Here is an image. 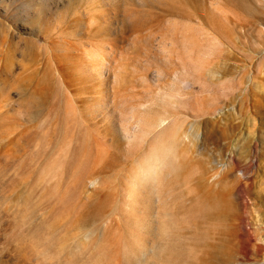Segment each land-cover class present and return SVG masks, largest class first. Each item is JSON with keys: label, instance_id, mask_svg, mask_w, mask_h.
Returning a JSON list of instances; mask_svg holds the SVG:
<instances>
[{"label": "rangeland", "instance_id": "rangeland-1", "mask_svg": "<svg viewBox=\"0 0 264 264\" xmlns=\"http://www.w3.org/2000/svg\"><path fill=\"white\" fill-rule=\"evenodd\" d=\"M0 264H264V0H0Z\"/></svg>", "mask_w": 264, "mask_h": 264}, {"label": "bare ground", "instance_id": "bare-ground-1", "mask_svg": "<svg viewBox=\"0 0 264 264\" xmlns=\"http://www.w3.org/2000/svg\"><path fill=\"white\" fill-rule=\"evenodd\" d=\"M183 85L185 87H189V82L188 81H183ZM169 123V120L166 118H160L157 122V125L160 129L163 128L165 125H167Z\"/></svg>", "mask_w": 264, "mask_h": 264}]
</instances>
